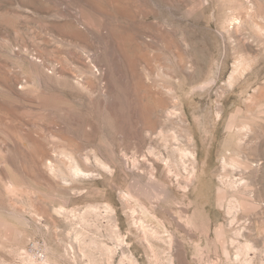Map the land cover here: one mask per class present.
Masks as SVG:
<instances>
[{
    "label": "rangeland",
    "instance_id": "374dc122",
    "mask_svg": "<svg viewBox=\"0 0 264 264\" xmlns=\"http://www.w3.org/2000/svg\"><path fill=\"white\" fill-rule=\"evenodd\" d=\"M0 264H264V0H0Z\"/></svg>",
    "mask_w": 264,
    "mask_h": 264
}]
</instances>
